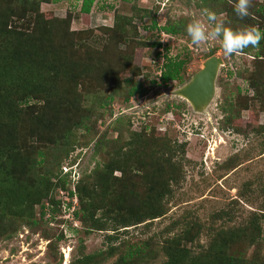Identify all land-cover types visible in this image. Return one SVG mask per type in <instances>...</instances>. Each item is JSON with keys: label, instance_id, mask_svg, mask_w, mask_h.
Returning a JSON list of instances; mask_svg holds the SVG:
<instances>
[{"label": "rangeland", "instance_id": "374dc122", "mask_svg": "<svg viewBox=\"0 0 264 264\" xmlns=\"http://www.w3.org/2000/svg\"><path fill=\"white\" fill-rule=\"evenodd\" d=\"M6 1L11 6L15 5L11 3L13 0ZM96 1L86 16L71 18L68 29L75 33L90 31L81 37L85 45L99 50L106 38L103 29L112 28L117 20L114 14L129 18L128 22L125 19L121 21L127 27L128 36L131 35L130 42H127L128 51H131L130 63L139 69V73L121 71L119 77L123 82L114 86L106 83L102 76V83L92 88L85 86L91 85L89 75L86 77L68 66L69 61L77 58L74 57L77 51L54 50L47 61L43 60L46 70L41 72L35 83L42 82L49 87L52 84L65 86L66 91L60 97L61 105L65 93H70L80 100L82 109L90 111L86 128L80 126L73 132L74 139H70L72 148L62 160L59 175L66 177L68 186L74 191L78 179L91 174L96 165L100 167L105 163L110 157L109 153L121 159L127 156L131 133H140L143 137L154 132L155 135H163L172 144L184 146L183 156L175 157L181 160V177L173 185L174 191L167 201L166 212L136 225L119 227L122 224L107 219V223L98 229L92 228L91 220L73 217L72 211L78 210L75 197L70 199L72 203L65 212L60 208L54 216L44 209L45 214L41 218L39 206L35 205L32 221L22 218L11 228L0 224V264H121L120 255L126 254L130 247L141 245L149 237L153 240L159 235L170 238L179 229L178 226L167 234V229L176 220L183 227H187V223L189 226L192 219L198 221L201 232L197 241L185 244L198 251L205 248L208 229H212L213 234L217 233V225L224 220L216 215L231 212L232 221H240V218L246 217L250 211H257L263 204V193L258 185L264 183V53L255 57L260 44L226 56L219 39L210 38L206 44L193 45L185 30L177 35H157L156 29L148 27L151 19L155 20L157 26L165 21L182 20L184 28L192 20H199L207 29L204 12L208 10L216 14L217 21H227V27L241 29L256 26L261 31L264 30V0H250L249 14L241 19L236 18V21L227 18L222 12L224 4L220 1L218 5V0ZM80 3L81 0L40 2L39 11L46 17L64 18L68 11L72 16L77 14ZM99 5L101 7L98 8ZM216 5L218 8L220 6L218 10ZM228 6L234 9V1L228 2ZM143 9H146L145 12ZM2 10L0 26L7 21V26L13 28L16 17ZM140 16L141 20L138 19ZM157 38L168 45V50L161 51V55L185 58L180 80H170L165 84L150 83V79H156L159 75L163 62L162 57L155 56L154 47L149 45ZM116 47L126 50V44L122 42L117 43ZM210 55L220 57L222 65L215 76V92L209 105L198 112L173 91L187 82ZM125 78L129 79L127 83L124 82ZM135 82H141L145 91L130 94L124 99L128 87ZM4 87H0V95L9 99L11 88L6 84ZM57 119L65 127L61 116ZM33 138L34 135L28 140L32 139L30 141L34 145ZM97 140H101L103 147L96 153L94 143ZM9 156L13 157L12 153ZM23 168L26 172H32L29 161ZM15 173L18 179L26 175ZM114 173L119 174L118 171ZM133 175L136 179L137 175ZM52 194L64 204L69 200L61 189L54 190ZM129 210L133 212V208ZM119 215H127L125 209L120 210ZM119 215L117 218H120ZM260 226L262 241L259 245L264 255V218ZM213 227L217 230L214 231ZM106 235L115 236L110 241L115 248L113 252L106 258L95 257L81 263L84 255L106 250ZM157 242L161 244L162 240ZM158 253L156 261L159 262L163 256L159 257Z\"/></svg>", "mask_w": 264, "mask_h": 264}, {"label": "trees", "instance_id": "16d2710c", "mask_svg": "<svg viewBox=\"0 0 264 264\" xmlns=\"http://www.w3.org/2000/svg\"><path fill=\"white\" fill-rule=\"evenodd\" d=\"M50 1L13 0L11 3L15 5L11 6L6 0H0V7L7 14H14L13 17H16L15 28L7 26V21L0 26V87L5 88L6 84L12 93L9 99L8 96L6 98L0 95V224L11 228L22 218L32 221L35 205L39 206L38 214L41 218L45 214L44 209H48L52 216L60 208L65 212L73 197L78 201V210L72 211L73 217L91 220L92 228L95 229L106 224L107 219L122 224L119 226L122 227L162 216L167 210V201L173 194V185L177 184L182 173L181 160H176L175 157L183 156L184 153L182 144H172L163 135L151 132L142 137L140 133H131L127 156L121 159L120 156L109 153L110 157L105 163L100 167L96 165L91 174L82 175L78 179L74 191L68 186L66 177L59 175L62 160L72 148L70 139H74L73 132L80 126L86 128L85 122L89 121L90 111L82 109L80 100L70 93H65L62 106L60 97L66 91L65 86L56 87L52 84L49 87L42 82L35 83L41 72L46 70L43 60L47 61L54 50L77 51V54H71L77 58L69 61L68 66L79 74L90 76L91 85L83 84L92 88L102 83V76L106 83L114 86L123 82L119 77L121 71H133L135 74L139 73V69L130 63L131 51H128L127 42H130L131 35L128 36L127 27L121 21H130L129 18L114 14L117 20L112 28L103 29L106 38L102 48L97 50L85 45L81 37L90 31L75 33L68 29L71 18L86 16L92 4L97 1L81 0L76 9L77 14L72 16L71 11H68L64 18L46 17L39 11L40 2ZM220 1L225 5L222 6V12L228 19H241L228 6L230 1H234L235 6V0H218V5ZM219 8L217 6L216 10ZM134 10L133 6V13ZM143 10L145 12L146 9ZM138 19L141 20L142 17ZM130 24L132 26V21ZM3 28L5 30L1 35ZM148 28L156 29L157 35H177L185 29L182 20L165 21L157 26L154 19H151ZM261 32L264 34V30L261 29ZM120 42L126 44V50L116 47ZM259 44L255 57L264 53V39ZM149 45L156 50L157 58H163L159 75L156 79H150V83L165 84L170 80H180L185 58L161 55V51L168 50V45L158 38ZM124 80L126 83L129 81L127 78ZM143 91L145 89L141 82L132 83L124 99L130 94H141ZM58 116H61L65 127L59 123ZM87 128L89 129L88 126ZM32 135L35 136L34 145L30 141L32 139L28 140ZM102 144L101 140L94 143L96 153L103 147ZM11 153L13 157L9 156ZM28 161L31 173L23 170ZM116 171L119 172L118 175L114 173ZM14 173L26 175L18 179ZM131 173H135L137 178ZM258 186L264 197V183ZM56 189L63 190L69 198L65 204L60 198H54L52 193ZM262 203L257 211H250L240 221H232L231 212L224 211L216 215L225 221L217 225L218 230L213 227L217 233L213 234L212 229H208L205 248L198 251L185 245L186 242L197 241L201 232L198 221L192 219L189 226L187 223V227H183L176 220L167 229L169 234L179 226L170 238L159 235L153 240L149 237L141 245L130 247L126 254L120 255L119 261L121 264H133L135 261L134 264H264V255L259 245L262 241L260 223L264 218V201ZM129 208H133V212ZM123 209L127 215L121 217L119 211ZM97 213L98 216L95 217ZM118 215L120 218H117ZM105 237L108 240L106 250L84 255L81 263L95 257L106 258L113 252L114 247L110 241L115 236ZM160 239L161 244L157 242ZM156 252H161L158 253L159 257L163 256L159 262L156 261Z\"/></svg>", "mask_w": 264, "mask_h": 264}, {"label": "clouds", "instance_id": "9594fccd", "mask_svg": "<svg viewBox=\"0 0 264 264\" xmlns=\"http://www.w3.org/2000/svg\"><path fill=\"white\" fill-rule=\"evenodd\" d=\"M250 0H235L234 12L240 17H246ZM204 15L208 21V28L199 20H192L185 25V33L191 44H206L208 40L219 39L223 53L231 56L242 52L249 46L258 47L264 39V34L256 26H245L241 29L227 27L224 21H217L216 14L205 10Z\"/></svg>", "mask_w": 264, "mask_h": 264}, {"label": "water", "instance_id": "95a60500", "mask_svg": "<svg viewBox=\"0 0 264 264\" xmlns=\"http://www.w3.org/2000/svg\"><path fill=\"white\" fill-rule=\"evenodd\" d=\"M219 65H222L220 57L210 55L205 58L201 67L173 93L184 99L194 111L199 112L206 108L215 92L214 80Z\"/></svg>", "mask_w": 264, "mask_h": 264}, {"label": "bare ground", "instance_id": "6f19581e", "mask_svg": "<svg viewBox=\"0 0 264 264\" xmlns=\"http://www.w3.org/2000/svg\"><path fill=\"white\" fill-rule=\"evenodd\" d=\"M202 63V62H201ZM219 66H221V65H219Z\"/></svg>", "mask_w": 264, "mask_h": 264}]
</instances>
